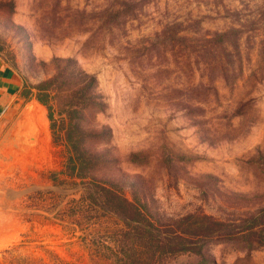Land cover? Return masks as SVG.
I'll use <instances>...</instances> for the list:
<instances>
[{
    "label": "rangeland",
    "instance_id": "rangeland-1",
    "mask_svg": "<svg viewBox=\"0 0 264 264\" xmlns=\"http://www.w3.org/2000/svg\"><path fill=\"white\" fill-rule=\"evenodd\" d=\"M0 56L23 82L0 121V263L27 242L23 256L43 246L69 264H113L122 225L96 185L142 204L162 233L189 215L247 230L264 207V0H0ZM59 73L67 90L96 79L78 115L94 177L71 174L37 99ZM260 235L201 250L208 264H264Z\"/></svg>",
    "mask_w": 264,
    "mask_h": 264
},
{
    "label": "trees",
    "instance_id": "trees-1",
    "mask_svg": "<svg viewBox=\"0 0 264 264\" xmlns=\"http://www.w3.org/2000/svg\"><path fill=\"white\" fill-rule=\"evenodd\" d=\"M81 76H85V73H81L68 90L62 89L60 73L42 82L36 89L38 101L48 110L54 141L60 140L68 148L67 168L71 174L84 179L94 177V168L99 158L83 148V140L86 137L79 128L78 117L92 103L90 91L96 79ZM60 96L65 98L60 100ZM56 105H59V113L65 115L68 121L63 126H58L55 119ZM96 186L103 196L102 205L114 214L122 225L112 231V245L108 246L114 255L111 258L113 264H162L169 257L179 255L194 258L190 264H208L201 250L204 241L212 237L231 238L244 232L255 234V230L262 234L256 243H264V207L249 221L247 230L227 232L207 216L189 215L181 219L173 230L162 233L161 230L154 229L155 225L142 204L129 201L111 186ZM29 248L27 242H23L4 250L0 264H69L43 246L38 247L43 254L40 258L21 255L22 251Z\"/></svg>",
    "mask_w": 264,
    "mask_h": 264
},
{
    "label": "crops",
    "instance_id": "crops-1",
    "mask_svg": "<svg viewBox=\"0 0 264 264\" xmlns=\"http://www.w3.org/2000/svg\"><path fill=\"white\" fill-rule=\"evenodd\" d=\"M22 85L19 72L0 56V121L11 111Z\"/></svg>",
    "mask_w": 264,
    "mask_h": 264
}]
</instances>
